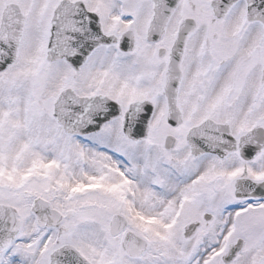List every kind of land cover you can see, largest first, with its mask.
I'll use <instances>...</instances> for the list:
<instances>
[{
    "label": "snow or ice",
    "instance_id": "1",
    "mask_svg": "<svg viewBox=\"0 0 264 264\" xmlns=\"http://www.w3.org/2000/svg\"><path fill=\"white\" fill-rule=\"evenodd\" d=\"M0 264H264V0H0Z\"/></svg>",
    "mask_w": 264,
    "mask_h": 264
}]
</instances>
